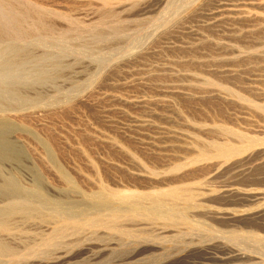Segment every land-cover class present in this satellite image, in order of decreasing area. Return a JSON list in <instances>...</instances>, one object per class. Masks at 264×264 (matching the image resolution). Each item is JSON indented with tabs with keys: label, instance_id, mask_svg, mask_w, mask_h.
<instances>
[{
	"label": "rangeland",
	"instance_id": "374dc122",
	"mask_svg": "<svg viewBox=\"0 0 264 264\" xmlns=\"http://www.w3.org/2000/svg\"><path fill=\"white\" fill-rule=\"evenodd\" d=\"M37 1L44 4L48 20L54 26V30L47 38L49 45H61L70 53L80 51L84 54L89 53L93 57L106 55L107 59L110 56L106 64L109 66L126 51L140 46L143 41L150 40L155 30L163 27L167 20L175 16L174 13L179 12L181 7L186 6L191 0H111L108 5L104 4V0ZM215 6L214 4L212 7L203 8L201 13L195 15L196 17L187 19L183 26L178 25L172 35L162 39L161 43L154 44V42L151 49L156 51L151 50L147 61L133 64L119 75L105 81L103 88L115 90L117 94L121 92L124 99L129 98L128 101H143V106L146 108L135 107L129 102L121 101L119 103L124 105L118 107L122 110L107 115V112L103 114L100 112L103 107L104 110L108 109L106 103L95 107L81 104L78 114L70 116L72 121L66 120L67 122L54 124L57 132L63 134L61 137L63 145L71 150L69 151L71 157L59 161L65 166L63 168L68 174L77 178L80 176L78 187L66 180L60 169V163L35 125L23 127L9 120L0 119V264L8 262V264H264V152L262 149H255L251 155L222 168L210 165L200 167L198 162L194 163L200 158L197 146L201 144L200 140L210 143L211 140L219 143L224 141L222 138L220 140L217 131H214L210 117L216 113L214 109L216 101L221 96H226V93L228 95V92L230 94L240 92L249 100L259 101L262 97L258 96L260 95L258 93L261 89L264 90V29L255 30L254 23L231 22L221 23L213 28L210 24L214 22V15L211 13L215 11ZM247 8L261 13L264 11L253 6ZM177 9L178 11H175ZM108 11L115 12L117 18L101 21L100 16ZM60 14L66 15L68 20L61 18ZM115 30H119V34H115ZM99 33L104 35L102 41L95 38ZM234 34L236 36L233 37ZM208 49L215 50V53ZM233 56H237L238 59ZM64 60L71 63L75 61V55H67ZM185 65L187 66L183 68ZM133 69L134 71H131ZM223 70L232 71L234 77L228 76L230 72L225 73ZM83 78L77 80L84 83ZM60 83L62 90L60 95L71 91V96H74L76 90L73 91L72 84ZM143 85L144 87H141ZM180 87L181 94L178 93ZM184 89L197 93L201 91V95L207 98L196 103L198 105H191L192 109L190 105L187 107L188 102L184 95L189 92ZM100 91L104 92V89ZM53 95L48 94V97ZM228 103L231 105H225L224 110L232 113L235 119L240 118L235 121L230 120V125L227 121L228 125H226L234 130L244 131L246 139L247 136L257 137L263 142L264 121L255 113L251 104ZM150 111L154 114L151 117L153 122L155 121L153 127L140 131L131 127L130 117L136 115L144 118L143 115H147ZM94 113L100 114L105 119L108 116L111 120L107 118L106 121H109L106 123L96 114L97 118L94 119ZM250 114L252 116L254 114V118ZM88 117L91 120H87ZM217 119L215 121H218ZM103 126L105 130L101 129ZM83 135H87V140H90L89 147H86L87 151L78 143V138L84 137ZM100 139L105 141L102 142ZM119 139L122 141L120 142ZM233 143L242 145L237 141ZM131 152H136L138 158ZM144 160L147 162L145 163ZM95 163L100 166V175H106L102 178L105 179L104 183L111 184V187L115 184L113 185L115 189L127 190L135 187L142 193H161L174 186L175 190L185 187L187 191L180 192V198L174 204L156 202L153 199L143 200L140 206L148 210L146 215H123L125 217L120 230L106 227H99L96 230L95 228L56 230L54 220L50 215L48 216L54 208L75 214L94 211L102 204H107L109 208L117 205L122 206V209L133 208L130 206L132 202L123 205L122 202L103 198L101 180L98 178L100 176L96 172ZM180 164L185 165L184 168L174 171V168ZM83 168L86 170L84 171ZM151 169L156 171L153 176L150 174ZM40 191L48 195L46 199H43ZM194 193H198L199 197L197 196L192 204L185 197ZM24 199L27 202L26 207L33 211L39 209V213L29 215L16 211L13 207ZM7 220L13 222V230L3 228V222ZM248 233L258 235L262 239L250 238ZM55 237L58 240L56 246L43 245L45 240Z\"/></svg>",
	"mask_w": 264,
	"mask_h": 264
},
{
	"label": "bare ground",
	"instance_id": "6f19581e",
	"mask_svg": "<svg viewBox=\"0 0 264 264\" xmlns=\"http://www.w3.org/2000/svg\"><path fill=\"white\" fill-rule=\"evenodd\" d=\"M126 1H131V0H126ZM110 2H111V0H104V4L105 5L110 4ZM127 4H128V2H127ZM214 4L216 5L215 6L216 8L214 7L215 8V11H213L211 13V15H214V22L212 24H210L211 27L214 28L218 24H221V23H230L231 22V23H240V24L241 23H245V24L246 23H251V24L254 23V24H256V25H254L256 27L255 30L261 31L262 29H264V11H263V13H261L260 11H251V10H248V8H247V6H253V7H257L258 9H264V0H193V1L191 0L188 4H186V6L181 7V9H180L179 12H177L176 14L174 13L175 16H172L173 18L169 19L170 21L167 20L168 22L165 23V25H162L163 27H160V29L158 28L157 30H155L153 32V34L151 35V39L150 40H148V38H147L148 41L145 40L146 42L143 41V43L140 46L135 47L133 49H130V50L126 51L124 55H122L121 57L117 58L112 64H110L109 66H107L106 64L108 63V61H109L108 59H109L110 56L107 59L106 58V55H104V56L103 55H101V56H94L93 57V56L89 55V53L88 54L86 53L87 54L86 55V54H84V53H82L80 51L79 52L74 51V53H70L67 49L63 48L61 45H56V46L49 45L47 43V38L51 34V32L54 30V26L52 24H50V22L48 20V15L45 12L46 11L45 10V7L43 6L44 4L40 3V1H37V0H0V119L9 120V121L15 123L16 125H20V126H23V127H27L28 125H31V124L35 125V127L39 130V132L44 136L45 143L50 147L52 153L54 154V157H56L57 160H58V162L60 163V161H59L60 159L67 158L68 156L71 157V154H70L71 150H68L67 147H65L63 145L64 142L62 143V140H61V137H63L62 136L63 134H60V133L57 132V129L54 128V124H56V123L57 124L58 123H64L66 120H71L70 119V116L71 115H76V113L78 111H80L78 109L80 108V105L81 104H87L88 106H94L95 107V106H98V104L106 103L108 109L107 110H104V107L102 105H100V107L101 106L103 107L102 108V111H100V112H102V114L104 112L105 113L107 112L106 113L107 115L110 112L111 113H114V111H117L118 112L119 110H122L121 107H118V106L124 105V104H120L119 103L121 101H124L126 103L129 102L130 104H132V106H135V107H145V106H143V103H144L143 101H139V100L128 101L129 98L128 99H124L122 97V95H121V92H120V94H117V91H115V90H111L109 88H103V86H105L104 85L105 84V81L108 78H110V77L119 75L123 70H125L128 67H131V65H133V64H136V63H139L140 64V62L142 63L143 61H147V59L151 55L150 52L152 50L151 48H152V45H153L154 42H155L154 44H156L157 42L162 41V39L164 40V38H166L168 35H172L171 33H173L177 29L178 25H182L183 26L187 19H189L190 17H193V16L201 13L200 11L203 8L212 7V6H214ZM126 9H128V8H126ZM178 9L175 10V11H178ZM129 10H131V8H129ZM126 11H128V10H126ZM61 18L68 20V17L66 15H61ZM100 18L102 19L101 21H103L105 19H116L117 18V14L115 12H109L108 11V13H103L100 16ZM102 24H104V23H102ZM115 34H119V30H115ZM234 36H236V35L234 34L233 37ZM95 38L98 41H102V39L104 38V35L101 34V33H99V34H96L95 35ZM226 43H227V41H226ZM211 45H213V44H211ZM107 46H108V43H107ZM207 46H208V44H207ZM74 47H75V45H74ZM87 47H88V45H87ZM231 47H233V46H231ZM82 48H83V46H82ZM86 48H84V50H87ZM91 50L93 52V49H91ZM153 50H152V52H155L156 51V50L155 51H153ZM208 50L211 51L212 53H215V50H211V49H208ZM229 50H231V48ZM228 53H229V51H228ZM67 55H75V61H73L71 63L70 62H68V63L65 62L64 58ZM234 58L238 59L237 56H235ZM85 59H88L89 61L87 62V60H85ZM199 61H200V59H199ZM188 64H190V63H188ZM186 66L187 65L183 66V68H185ZM206 66H209V65H206ZM192 67H194V66H192ZM197 67L198 66H196V68ZM202 69H204V68H202ZM138 70H140V69H138ZM131 71H134V69L131 70ZM215 71H216V69H215ZM224 72L225 73L226 72H230L228 74V76H230V77H234V75H235L232 71H228V70L226 71L225 70ZM149 73H151V71ZM152 76H153V73H152ZM162 76H164V73H163ZM192 77H194V76H192ZM80 78L85 79V82L84 83H81L79 80H77V79H80ZM153 78H155V77L153 76ZM184 78H186V77H184ZM150 79H151V77H150ZM168 79H169V77H168ZM153 80H155V79H153ZM178 80H176V81H178ZM160 81H161V79H160ZM160 81H158V82L161 84L162 81L161 82ZM176 81H174V82H176ZM183 81H185V79ZM60 82H68L69 85L72 84L71 86L74 88L73 91L76 90L74 96H71V91L70 92H67V93H65L63 95H60L62 93L61 92L62 91L61 90V85H59V84H61ZM140 82H142V81H140ZM143 82H146V81H143ZM220 82H219V84H220ZM177 83L178 82H176V84ZM135 84H136V82H135ZM148 84L151 85V83H148ZM176 84H174V85L176 86ZM141 87H144V85L141 86ZM154 87H156V86H154ZM102 89H104V92H101L100 91ZM178 89H179V87H178ZM258 89H260V88L258 87ZM258 89H257V91H259ZM174 91H175V89H174ZM181 91H182V89L180 87V92H178V91H176V92H178V93L181 94ZM185 91H187V89ZM122 92H123V90H122ZM187 92H189V91H187ZM48 94H54V95L48 97ZM170 94H171V92H170ZM201 94H202L201 91H200V93H197V92H193V90L190 91L189 93L185 94L184 96L186 97V100L188 102V104H187L188 106L187 107H189V105L191 106V105L196 104V103H199L201 101H205L206 98H207V96L201 95ZM207 94H209V93H207ZM229 94H230L229 92H228V95L226 93V96L227 97L223 95V96H221L219 98L218 101H216L217 103H216V106L214 108L215 111H216V113L213 116H210L211 117V121L214 124L213 128L215 129V130L212 129L211 131L212 132H213V130L214 131H217L216 134L220 137V140L222 138L224 141L222 140L223 142L222 143H219V142H212V140H211V143H210V142H206V141L200 140V143H201L200 145L197 144L198 141L196 142V144L198 146V150L200 151V158L199 159H196L194 163L198 162V164H199L200 167L201 166H208V165H210V166H216L218 168H222V167L230 164L231 162H234V161L239 160L241 158L243 159V158L251 155L254 152L255 149H262V151L264 152V143H263L264 141L262 142V140L258 139L257 137H250V136H249V138L247 136V139H246V135H244V133H245L244 131H242L243 132L242 133L241 132V129H240V131H237V130H234L233 128H230V127L227 126L229 124V121L230 120L235 121V120H237L240 117H237V119H235L232 113L231 114L230 113H227L228 111H225L224 110L225 109L224 108L225 105H229L230 104L228 102H232V103H237V102H243V103H245V102H247L248 104H251V107H253V110L255 111V113H257L258 115H260L263 118L262 120L264 121V90L261 89L260 90V93H258V94H260L258 96L262 97V99L259 98V101L249 100L247 97L242 96L240 94V92H233V94H230V95ZM219 95H222V94H219ZM159 96H161V95H159ZM185 97H183V98H185ZM149 103H150V101H149ZM146 105H147V103H146ZM196 105H198V104H196ZM166 106H167V103H166ZM94 107H93V109H94ZM107 107H105V108H107ZM191 108H192V106H191ZM150 110H152V109H150ZM95 114L96 113H94V115H93L94 116L93 117L94 119L97 118L96 117V115H97L98 117H101L106 123L109 120H111V119H109L108 116L106 117V119L108 118L109 120L106 121V119L104 117L100 116V114H96V115ZM118 115H119V113H118ZM142 115H143V113H142ZM152 115H154V114L150 111L149 113H147V115H143L144 118H142V117H136V115H134V117H130L131 119L129 118L130 119L129 121L131 122V124H130L131 127H133L134 129H137L139 131L140 130L147 129L148 127L149 128L153 127L155 121L153 122V119H151ZM78 116L80 117V115H78ZM86 116H87V114H86ZM253 116H254V114H253ZM253 116L251 115V117H253ZM235 117H236V114H235ZM83 118L85 119V117H83ZM216 118H218L217 120L219 122H221L222 124L221 123L218 124L217 123L218 121H215ZM98 119H100V118H98ZM87 120H91V119H89V117H88ZM113 120H114V118H113ZM121 121H123V120H121ZM227 121H228V124H227ZM95 122H98V121H95ZM76 123H77V121H76ZM90 123H94V122L93 121L92 122L90 121ZM201 123H204V122H201ZM230 123H231V121H230ZM52 124H53V126H52ZM77 125H78V123H77ZM93 125H95V124H93ZM79 126L80 125H78V127ZM88 126H91V125H88ZM96 126H97V124H96ZM108 126H109V124H108ZM205 126H207V125H205ZM59 127H60V124H59ZM81 128H83V127L81 126ZM102 128L104 129V126L101 127V129ZM84 129H85V127H84ZM116 129H118V128H116ZM88 131H89V129H88ZM111 131H112V128H111ZM122 131H124V130H122ZM101 132H102V130H101ZM162 132H164V131H162ZM92 133H90V134H92ZM84 134H85V132H84ZM247 134H249V132ZM250 134H252V133H250ZM103 136H105V135H103ZM130 136H131V134H130ZM158 136L160 137L159 134H158ZM176 137H178V136H176ZM258 137H260V136H258ZM68 138H70V137H68ZM161 138H163V136ZM100 140L102 141V139H100ZM78 141H79L78 142L79 145H81L82 148H84L87 151V148L86 147L88 146L89 141H90V140L89 141L87 140V135L84 136V137H79L78 138ZM103 141H105V140H103ZM109 141H110V139H109ZM119 141L121 142L122 140L119 139ZM233 141L240 142V144H242V145L239 146L237 144L238 145L237 146V145H235L233 143ZM75 142H77V141H75ZM170 144H171V142H170ZM121 145H123V144L121 143ZM135 145H137V144H135ZM166 145H168V144H166ZM104 146H106V145H104ZM108 146L110 147L111 145H108ZM123 146H125V145H123ZM129 146H130V143H129ZM90 147H92V146H90ZM115 147H117V145H115ZM133 147L132 148L130 147V148L133 150L134 149ZM113 151H114V149H113ZM121 151H123V150H121ZM102 152H100V154ZM77 153H79V152H77ZM132 154H133L134 157H137L136 152L135 153H132ZM74 156H76V155H74ZM79 156H80V154H79ZM138 156L140 157L139 154H138ZM89 157H90V153H89ZM106 157H107V155H106ZM106 157H103V158L105 159ZM141 157H143V156H141ZM74 158L77 159V157H74ZM131 158H132V155H131ZM77 160H79V159H77ZM92 160H94V159H92ZM107 160L109 161L108 157H107ZM145 160H146V158H145ZM76 162L78 163V161H76ZM146 162L147 161H145V163ZM61 163L59 164V165H61L60 166V169L63 172V175L66 178V180L70 184H73L74 186H77L78 187L80 185V181L78 179L80 176L77 178V176L75 177L74 175L72 176V175L68 174L64 170V168H63L65 166H63ZM66 163H67V161H66ZM69 163H70V161H69ZM96 163H95L94 166L97 168V171L96 172H98V174L100 176L98 178H100V180H101V182H100L101 183V193L103 195V198H106V199L112 200V201L114 200L116 202H122V203H124L123 205H125L126 203H129V202H132L133 204H131L130 206H132L133 208L122 209V206H119V205H117V207L109 208L107 206V204H102L100 206V208L98 206L99 209L97 208L94 211H85V212H81L79 214L66 213V212H63L59 208H54L52 211H50L48 213V216L50 215L51 218L54 220V225L56 227V230L73 231V230H83V229H86V228H95V230H96L99 227H106V228H111L113 230H120L121 227H122L123 218L125 217L123 215H146V211H148V210H146L144 208H141V206H140V203H143V200L146 201V199H153L156 202H163V203H171V204H174L175 202H177L176 200H178L180 198L179 193L180 192L183 193V191H187L185 187H183L181 189L180 188L178 189V187H177L178 190H175V189H173L174 186H173L172 189H170V187H169L170 190H165V191H163L161 193H153V192L152 193H142V192L138 191V189H136L135 187L134 188H131L130 187V189H127V190H125V189L124 190L115 189V188H113V185H115V184H112V187H111L110 186L111 184L108 185V184H106V182L104 183L103 180H105V179H102V178L104 176H106V175H104V174H102L103 176L100 175V173H101L100 170H99L100 166L97 165ZM190 165H192V164H190ZM70 166L72 167L71 164H70ZM114 166L112 168H114ZM128 166H130V165H128ZM184 166L185 165H181V164L180 165H177L174 168V171H179L182 168H184ZM109 167H111V166H109ZM144 167H145V165H144ZM150 168L151 167H149V170H150ZM83 170H84V168H83ZM117 170H119V169H117ZM46 171H48V169ZM59 171L60 170H58V172ZM150 174H152V176H153V175L156 174V171L154 169H151V173ZM95 175H96V173H95ZM115 176H116V173H115ZM80 180H81V178H80ZM108 181H109V179H108ZM98 183H99V181H98ZM127 187H129V185ZM127 187H124L123 186V188H127ZM180 187H181V185H180ZM40 193H41V196L43 197V199H46L47 198L48 195H46V193L41 192V191H40ZM198 195H199L198 193H194V194H191V195L186 196L185 198H186V200L188 202H190V203L193 204V202L196 200V198H197ZM180 202H182V200ZM26 204H27V202L24 199L22 201H19V203H16V205L13 208L16 211H19V212L25 213V214H29V215L39 213V209L33 211L31 208L26 207ZM180 206L181 205H179V207ZM173 211H175V210H173ZM40 212H41V210H40ZM74 215H78V216H74ZM2 226H3V228L5 230H13V228H14L13 222L11 220L4 221ZM70 234H71V232H70ZM248 236H250V238H254V239H262V237H260L258 235H255V234H252V233H248ZM260 241H262V240H260ZM57 244H58V240H57L56 237L55 238H48L47 240H45L43 242V245H45V246H56ZM40 245L41 244L39 243V246ZM20 256H21V254H20Z\"/></svg>",
	"mask_w": 264,
	"mask_h": 264
}]
</instances>
